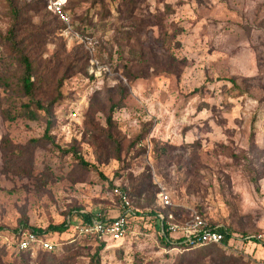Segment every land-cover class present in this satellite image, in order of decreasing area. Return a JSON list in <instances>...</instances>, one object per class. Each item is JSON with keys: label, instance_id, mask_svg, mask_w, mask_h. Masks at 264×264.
I'll list each match as a JSON object with an SVG mask.
<instances>
[{"label": "rangeland", "instance_id": "obj_1", "mask_svg": "<svg viewBox=\"0 0 264 264\" xmlns=\"http://www.w3.org/2000/svg\"><path fill=\"white\" fill-rule=\"evenodd\" d=\"M11 2L0 0V72L12 82L0 86V264H43L15 246L23 222H64L63 232L44 233L59 264H93L99 242L76 233V212L116 216L114 189L144 176L150 191L127 195L136 214L127 234L104 240L100 264H264V244L247 239L264 237V0H67L66 24L41 0ZM10 6L45 72L49 88L38 97L61 92L47 135L44 117L20 112ZM109 113L119 158L113 144H92ZM160 189L175 207L162 209ZM151 209L179 223L194 209L230 227L231 239L224 249L190 246L168 232L165 247Z\"/></svg>", "mask_w": 264, "mask_h": 264}, {"label": "trees", "instance_id": "obj_2", "mask_svg": "<svg viewBox=\"0 0 264 264\" xmlns=\"http://www.w3.org/2000/svg\"><path fill=\"white\" fill-rule=\"evenodd\" d=\"M41 1L44 3V6L46 7L45 2L43 0ZM10 3H12L11 0H10ZM10 7L13 11L14 21L12 25L10 26V28L7 30L5 36L7 37V40L12 44L15 51L18 53V57H19L18 59H19L20 66H21V71L17 76V81L20 87L19 89L20 94L22 97H24L25 100H23V102L21 103L20 112L22 113V116H24L26 119L30 121L38 120L41 116L44 117L45 123H46L44 135H47L48 131L50 130L52 126V118H53V108L52 107L54 106V102L61 96V92L57 91V94L54 97L47 98V99L43 98L42 96L38 97L40 93L44 94L47 88H49V87H46L47 84L44 79L45 72L44 70L39 69L36 65V63L40 65L41 61H36L35 57L31 56L29 52L25 51V47L27 44L25 42L26 40V36H24L25 34L21 35L22 27H23L20 24V22L22 21L21 10L16 9L13 6H10ZM66 8H67V5H66ZM52 15L56 19L60 20L62 23H65V24L67 23L59 19L56 15L54 14ZM0 86H4V87L12 86V82L7 80V78H5L1 72H0ZM113 109L114 107L112 106L109 109V111L111 112ZM2 113H3L4 119H6L9 122L14 121L15 115L11 114V107L3 108ZM106 124H107V127L93 128L92 135H91L92 144L96 148H99V146H102L103 143L113 144L114 148L112 152L113 154L111 156L115 158H119L122 148L120 144L118 143V139L116 137L117 135L113 134V130L116 125L114 124L111 113L107 115ZM116 142L117 144L114 145ZM75 154H77L76 151H75ZM77 158H79L81 165L83 166L89 165L88 162H85L82 156L77 155ZM146 178L147 177L144 176L138 179L137 180L138 182L132 186L131 190H126V187H122L123 192L127 195L134 194L140 197L144 192L150 191V182H148ZM119 211L124 212L123 208H120ZM99 212H102V214L106 215L104 210H100ZM96 213L97 212L95 213L76 212V215L78 216L79 222L81 221L82 223H84V222L89 221L90 218L94 216ZM149 213H151L155 217L156 226L158 229H160L159 220H158V217L156 216V212H154V210L151 209ZM135 214L136 212H134V214L126 215L128 219V223ZM69 221L76 222V219L73 218L72 220L70 219ZM20 225L21 227L29 228L30 230L37 232L40 235L43 233H47L48 231L49 232H63L67 227L66 224H64V222L59 225L48 226L47 229H41L38 227L28 226L25 222L21 223ZM17 228L18 227H16L15 230ZM219 230L222 231L224 234L221 242L220 243H209L206 245H215L219 247V249H224L222 247L226 246V244L228 243L231 233H232L231 231L232 229L230 227H221L219 228ZM164 233L165 234L161 235L160 241L165 245V247H171L172 245L169 243V240L167 238L168 232L165 231ZM44 236L48 238L47 234H45ZM86 238H92V237L87 236ZM97 241L99 242V244L96 246L91 256V261L93 262V264H100V251L105 245L104 240H97ZM253 241H255V239H253ZM70 249H67V251L65 252H69ZM19 253H21L22 257H25V258H28V257L30 258V256H32L29 250H24ZM220 253L222 256L221 258L225 259L227 254H225L226 255L225 256L224 253L222 252ZM35 254L38 256V258L41 261H43V264H59V261L63 260L62 259L63 257L59 258L60 255L55 250L47 251V250L38 249ZM229 260L231 259H228L226 261H229Z\"/></svg>", "mask_w": 264, "mask_h": 264}, {"label": "built area", "instance_id": "obj_3", "mask_svg": "<svg viewBox=\"0 0 264 264\" xmlns=\"http://www.w3.org/2000/svg\"><path fill=\"white\" fill-rule=\"evenodd\" d=\"M43 1L45 2L46 8L52 14L68 23L69 14L66 8L67 0ZM114 192L119 195V198L122 201L121 208H123L124 212L119 211L114 217H110L107 214L104 215L102 212H97L87 222L82 223L80 221L74 223L73 228L79 236H88L95 238L96 240H116L127 234L128 219L126 215L134 214L135 211L131 208L130 202L127 199V194L116 188L114 189ZM157 196L158 204L162 209H171L176 206L169 193H166L163 189H160ZM170 212L173 211L167 210L166 212L156 213L162 233L165 231L170 233L180 231V237L182 238L181 242L190 246L221 242L224 234L219 228L223 226L208 223L196 210L192 209L190 217L183 220L181 223L174 221L173 214ZM67 223L69 224V220ZM14 234L15 246L19 251L29 250L30 253L33 254L36 253L38 249L54 251L57 246V242L46 238L44 233L40 235L29 228L20 226L15 230ZM247 239L252 241L255 239V241L264 244V237L261 235H250L247 236Z\"/></svg>", "mask_w": 264, "mask_h": 264}]
</instances>
